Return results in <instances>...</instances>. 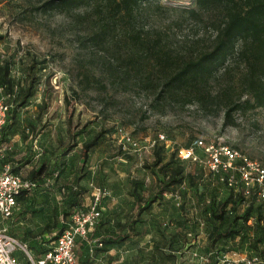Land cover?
<instances>
[{
  "label": "rangeland",
  "instance_id": "1",
  "mask_svg": "<svg viewBox=\"0 0 264 264\" xmlns=\"http://www.w3.org/2000/svg\"><path fill=\"white\" fill-rule=\"evenodd\" d=\"M42 1L0 0V64L8 62L14 90V97L4 95L9 113L1 141L11 171L34 163L29 175L37 193L32 229L21 224L7 229L26 245V251L13 253L19 264H36L55 223L85 208L96 188L106 191L102 218L90 230L95 242L76 238L74 264H214L232 248L263 257L264 237L259 239L260 228L255 233L252 227L256 209L264 212L263 201L246 190L245 201L240 200L221 176L201 162L181 159L177 151L201 140L213 148L228 146L264 166V108L224 118V93L236 98L241 90L236 62L229 59L211 79L209 91L218 98L203 105L162 99L157 86L124 80L117 71L107 78L103 53L78 45L72 14L35 10ZM195 7V0L153 1L142 6L139 22L149 31L165 32L170 46L202 35L208 40L219 9L200 12L198 20L188 12ZM123 134L137 146L124 142ZM96 135L83 159V144ZM158 135L167 146L155 163L154 152L162 145ZM175 167L182 168L179 182L155 198L159 181ZM229 196L231 202L239 200L238 214L251 206L247 226L210 243V202ZM146 200L152 201L145 208ZM193 252L211 257L202 262Z\"/></svg>",
  "mask_w": 264,
  "mask_h": 264
},
{
  "label": "trees",
  "instance_id": "2",
  "mask_svg": "<svg viewBox=\"0 0 264 264\" xmlns=\"http://www.w3.org/2000/svg\"><path fill=\"white\" fill-rule=\"evenodd\" d=\"M153 1L157 0H43L35 10L71 13L72 23L77 31L78 45L83 49L103 53L101 58L108 66L107 78H115L114 73L117 71L120 78L124 80L133 79L146 87H159L157 95H161L162 99L180 100L182 98L184 103L197 102L203 105L208 98L219 97L212 95L208 86L219 69L232 59L239 67L238 86L241 90L236 98L224 93L225 120L229 121L235 112L264 108V0H195V9H189L188 12L198 20L200 12H212L219 9L218 19L210 22L214 33L208 40L204 38V35L196 36L191 40L187 38L183 45L179 46H170L166 42L165 32L149 31L139 22L142 6ZM0 38H2L1 35ZM87 77L84 74L85 80L88 79ZM94 79V82L98 81L96 77ZM0 86L3 95L14 97L7 61L0 64ZM8 113L9 110L7 118ZM5 127L6 124L0 135V146L4 145L1 138ZM97 138L98 135L83 144V159L87 157V150L97 143ZM156 141L162 143L154 152L155 163H158L160 151L165 149L167 144L166 141L158 139ZM198 150L196 149V153L201 149ZM201 153L203 151L199 152ZM235 164L240 165L241 161L237 159ZM209 172L219 176L228 175V172L222 170L219 172L209 170ZM181 174L182 168H173L166 180L159 181L155 198H159L172 185L178 183ZM32 176V179H35V175ZM33 182L36 184L35 181ZM222 183L232 192H237L236 197L242 201H245L243 196L245 190L259 198L257 183L251 186H245L240 181L234 185H228L226 181ZM239 187L242 189L240 192H238ZM151 201H145V208ZM262 201L264 203V200ZM238 204H240L239 200L231 202V196L224 200H211L210 217L207 222L210 229V243L232 238L247 226L252 208L248 205L241 214H238ZM72 214L64 218V223L58 225L57 222L55 223L51 230V237L43 240L49 243L48 248L42 252L43 255L52 249L59 234L68 228ZM102 214L97 223L101 220ZM252 227L255 233L260 228L259 239L264 237V212L260 208L255 211ZM90 230L86 240L89 243L94 241L90 237ZM30 250L35 255L32 247ZM229 250L244 251L237 248ZM42 254L37 260L43 257ZM207 255L211 257L209 253ZM258 257L261 260L259 264H264V256Z\"/></svg>",
  "mask_w": 264,
  "mask_h": 264
},
{
  "label": "built area",
  "instance_id": "3",
  "mask_svg": "<svg viewBox=\"0 0 264 264\" xmlns=\"http://www.w3.org/2000/svg\"><path fill=\"white\" fill-rule=\"evenodd\" d=\"M8 110L9 104L5 101L2 87L0 86V135L7 121ZM121 139L133 147L137 146L133 138L127 136V134L121 135ZM158 140L166 141L163 135H158ZM196 149L203 151L205 154L203 159L196 155ZM4 151V145L0 146V160L4 157ZM178 156L181 159L201 162L210 171L219 172V170H222L228 172L227 176H221V181H226L228 185H234L237 181L242 182L245 186L257 183L259 187L258 197L264 200V166L239 154L232 148L228 146L213 148L212 145L207 146L203 141L196 140L193 145L180 148ZM237 159L241 161L240 165L235 164ZM34 186L35 183L33 181L12 172L10 166L2 165L0 167V219L11 217L17 206L18 196L24 192L31 191ZM105 194L106 191L104 189H95L87 208L78 210L70 216L68 228L59 234L52 249L47 251L41 259L37 260L36 264L75 263L76 238L88 240V231L95 226L102 214L101 200ZM98 246H101L100 242ZM17 248L26 251L25 245L20 244L13 235L1 227L0 264H19L13 255ZM192 255L198 257L202 262H206L209 258L208 255L198 254L197 252H193ZM260 261L258 256L249 255L246 251L229 250L217 256L214 264H259Z\"/></svg>",
  "mask_w": 264,
  "mask_h": 264
},
{
  "label": "crops",
  "instance_id": "4",
  "mask_svg": "<svg viewBox=\"0 0 264 264\" xmlns=\"http://www.w3.org/2000/svg\"><path fill=\"white\" fill-rule=\"evenodd\" d=\"M4 155L6 156L5 153H4ZM5 156L3 157V158H5V159H3L4 163H0V167H2V165H8L9 166V164H12V162L9 160V158H6ZM33 167H34V163L31 164L30 167H28L27 164H26L22 168H20L16 173L19 174L20 176H22L25 179H30L29 173H30V171H31V169ZM37 182H39V184H40V181L38 179H37ZM41 189L42 188L39 187V189H37V190H39L41 192ZM43 191H45V190H43ZM45 192H47V191H45ZM36 194H37L36 190L35 191L31 190V191H28V192H24L23 194L18 196V198H17V206H16L12 216L9 217V218H6V219H0V228L3 227L6 230L9 228L11 230V229L14 228V226L16 224H21V225L27 226L28 230L32 229L31 226H30L29 220L33 216H35L34 213H32L35 210V209H32V207H33L32 201H33V197ZM87 205L83 209H86ZM58 224H60V222H57V225Z\"/></svg>",
  "mask_w": 264,
  "mask_h": 264
}]
</instances>
